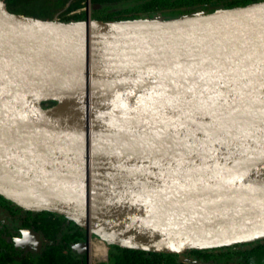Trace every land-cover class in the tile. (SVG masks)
Instances as JSON below:
<instances>
[{
	"label": "water",
	"instance_id": "obj_1",
	"mask_svg": "<svg viewBox=\"0 0 264 264\" xmlns=\"http://www.w3.org/2000/svg\"><path fill=\"white\" fill-rule=\"evenodd\" d=\"M0 194L77 221L79 248L93 234L172 253L264 238V0L82 25L0 0Z\"/></svg>",
	"mask_w": 264,
	"mask_h": 264
},
{
	"label": "trees",
	"instance_id": "obj_2",
	"mask_svg": "<svg viewBox=\"0 0 264 264\" xmlns=\"http://www.w3.org/2000/svg\"><path fill=\"white\" fill-rule=\"evenodd\" d=\"M263 0H125L118 7L104 8L99 12L95 7V12L91 15L92 19L102 21H132L139 19L142 14L160 15L162 18H179L184 16H192L198 13H208L218 9H227L233 7L246 6L254 2ZM100 5V3H99ZM104 7V6H103ZM10 11L17 12L8 7ZM88 18L87 11L73 15L69 20H86ZM68 20V18H66ZM15 203V202H14ZM17 204V203H15ZM13 201L0 194V213L10 217L14 224H18L21 229L31 227L36 215L34 209L25 208L19 204L14 209ZM22 209L25 212H22ZM42 214H53L49 211H43ZM35 216V217H34ZM59 217L64 216L60 215ZM68 219V223L61 234L60 242L63 248L69 250L71 260L64 261V264H87L85 256L76 253L75 244L86 240V228L73 219ZM0 243L5 245L6 250H0V260L5 253H11L19 256L22 250L14 240V235L7 238L1 237ZM77 249V248H76ZM190 254L196 259L203 261H217L222 259H230L236 256H243L250 262L255 260L258 264H263L264 259V238L256 239L250 242L235 243L222 246H211L204 248H193L189 250ZM108 260L100 264H181L178 255L172 252L143 250L135 248L121 247L113 244L110 247ZM50 264H54V260L47 259ZM28 260H24L26 264ZM251 264V263H250Z\"/></svg>",
	"mask_w": 264,
	"mask_h": 264
},
{
	"label": "rangeland",
	"instance_id": "obj_3",
	"mask_svg": "<svg viewBox=\"0 0 264 264\" xmlns=\"http://www.w3.org/2000/svg\"><path fill=\"white\" fill-rule=\"evenodd\" d=\"M6 3L7 7L14 9L17 13H21L30 17H35L44 21L73 23L82 25L86 20H69L75 14L87 11L88 16H91L95 9L99 12L104 8H114L120 6L125 0H2ZM100 3V5H99ZM104 6V7H103ZM68 18V20L66 19ZM162 18L160 15L142 14L137 19L141 21H148L153 19ZM172 18V17H169ZM43 107H51L59 105L55 100L43 101ZM45 209H34L35 219L31 222V227L38 231L42 236V244L35 247L32 243L26 242L23 244L24 248L22 254L19 256L11 253H5L0 260V264H24V260H28L26 264H50L47 259L54 260V264H64L65 261L71 260V254L68 249L61 246L60 237L64 231L68 219L65 215L54 212L53 214H42ZM60 215L65 218L59 217ZM97 239L99 236L93 234L91 239ZM1 241V240H0ZM91 241V240H90ZM105 241V240H104ZM108 247V255L110 247L113 245L111 242L105 241ZM6 250L5 245L0 243V250ZM91 242L87 248L86 254H82L76 250L80 256H85L87 264H100L106 260L105 257H92L91 255ZM178 260L181 264H217V261H203L196 259L192 256L189 250H183L181 253H176ZM183 254V255H181ZM109 259V258H108ZM221 264H258L255 260L251 259L250 262L243 256H236L230 259L219 260ZM264 264V262H263Z\"/></svg>",
	"mask_w": 264,
	"mask_h": 264
},
{
	"label": "bare ground",
	"instance_id": "obj_4",
	"mask_svg": "<svg viewBox=\"0 0 264 264\" xmlns=\"http://www.w3.org/2000/svg\"><path fill=\"white\" fill-rule=\"evenodd\" d=\"M258 6H255V8ZM240 11L238 10H232L230 12H228V14H230L231 16H233L235 19H237L238 17V13ZM135 25L133 24H123V23H106V27L107 29L122 34V35H130V29L133 28ZM146 32V31H145ZM61 103L59 104V106H56L53 108V113L57 114L60 112H63L65 110H69L72 107L75 106L74 103L71 102H66V101H60ZM42 104V103H41ZM83 110V109H82ZM109 111L105 110V114H107ZM113 114H125V111L121 108L119 109H115L113 111H111ZM91 255L92 257H105L106 256V252H107V244L104 243V241L100 240V239H91Z\"/></svg>",
	"mask_w": 264,
	"mask_h": 264
},
{
	"label": "flooded vegetation",
	"instance_id": "obj_5",
	"mask_svg": "<svg viewBox=\"0 0 264 264\" xmlns=\"http://www.w3.org/2000/svg\"><path fill=\"white\" fill-rule=\"evenodd\" d=\"M13 204H14L13 205L14 209L19 207V205L15 204L14 202ZM22 212H25V210L22 209ZM0 232H1V237L7 238L8 240H9V237L14 235V240L16 243L17 241H19V243L17 244L19 245L21 250H23L24 248L23 244L26 242L32 243L35 247L40 246L42 244V236L38 231H36L32 227H28V228L26 227V228L21 229L18 224H14L13 221H11L10 217L6 216L2 212L0 213ZM35 232H38L41 238L40 240L41 243L38 245H36V242L33 237ZM25 233H27V235H25ZM74 246L77 247V244H75ZM77 248L78 249L75 248V250H77L78 252L82 254L83 253L86 254L87 248H83V247H80V248L77 247Z\"/></svg>",
	"mask_w": 264,
	"mask_h": 264
},
{
	"label": "clouds",
	"instance_id": "obj_6",
	"mask_svg": "<svg viewBox=\"0 0 264 264\" xmlns=\"http://www.w3.org/2000/svg\"><path fill=\"white\" fill-rule=\"evenodd\" d=\"M25 235H27V233H25ZM17 243H19V241H17Z\"/></svg>",
	"mask_w": 264,
	"mask_h": 264
}]
</instances>
